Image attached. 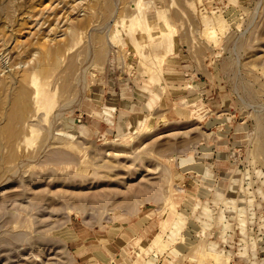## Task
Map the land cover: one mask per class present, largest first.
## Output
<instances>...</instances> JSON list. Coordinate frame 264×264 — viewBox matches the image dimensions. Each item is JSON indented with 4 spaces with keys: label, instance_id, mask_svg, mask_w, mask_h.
<instances>
[{
    "label": "rangeland",
    "instance_id": "1",
    "mask_svg": "<svg viewBox=\"0 0 264 264\" xmlns=\"http://www.w3.org/2000/svg\"><path fill=\"white\" fill-rule=\"evenodd\" d=\"M144 1L178 31L164 90L134 0H0V264H264V0Z\"/></svg>",
    "mask_w": 264,
    "mask_h": 264
},
{
    "label": "bare ground",
    "instance_id": "2",
    "mask_svg": "<svg viewBox=\"0 0 264 264\" xmlns=\"http://www.w3.org/2000/svg\"><path fill=\"white\" fill-rule=\"evenodd\" d=\"M157 0H153L152 3L156 2ZM155 4V3H154ZM153 5L154 7V14L156 15V18L153 20H149L147 18V12H148V8H150V5L146 4V2L144 0H134L133 3V12L131 13V16L129 17V19H122L120 23L119 27H127V30L129 31L130 34L135 33L134 36V41L136 44L137 50L142 54V49L143 46H145L146 44H151L153 46L156 47H161L166 53H163L161 55H152L153 57H149L146 56V54H142V56L144 55V57H141L140 55H137L138 57L140 56V59L143 58L141 61L142 64L144 63L146 65V69L148 68L149 72H151L150 77L152 75V81H154L156 84H159L163 90H164V83L162 81L163 75H164V66L166 64L167 61V54L171 51H173L176 47V41L175 38L178 34L177 28L175 27L174 23H173V19L172 16L169 12L168 9H165L163 7V5ZM151 5V8H153ZM172 6V5H171ZM105 10V9H104ZM110 10V9H109ZM113 11V10H112ZM205 11V10H204ZM207 11V10H206ZM107 12V10H106ZM105 12V13H106ZM203 13V12H202ZM109 14V13H108ZM206 14V13H205ZM149 15V14H148ZM151 15V14H150ZM51 16V15H50ZM154 16V15H153ZM203 16V15H202ZM57 17V16H56ZM106 17V16H105ZM120 17V16H119ZM104 18V17H103ZM108 18V17H107ZM223 26H225V22L220 21V20H216L215 23L213 22H207L206 23V33H208L210 36H214L217 34V32H219L218 29H221ZM71 28V27H70ZM126 29V28H125ZM70 30V29H69ZM72 31V29H71ZM226 31V30H225ZM128 33V34H129ZM70 34V33H69ZM2 35V34H1ZM113 36V35H111ZM132 36V35H131ZM5 38V37H4ZM3 38V39H4ZM217 38V37H216ZM50 39V38H49ZM118 39V38H117ZM208 39V38H207ZM16 40V39H15ZM47 40V39H46ZM45 40V41H46ZM213 40H215L213 38ZM41 41V40H40ZM52 41V40H51ZM50 41V46H49V42L46 44V42H42L40 43L39 46V52H40V58L36 61L37 62V66L39 67V69H49L50 66L52 68V66L54 65H59V59L57 58V56L60 54L59 53V48L58 47H54L51 44ZM53 43V42H52ZM57 44V41H56ZM133 44V43H132ZM52 45V47H51ZM147 47V46H146ZM151 48V47H150ZM12 50V49H11ZM37 51V50H36ZM62 50H60L61 52ZM137 53V52H136ZM139 53V54H140ZM144 53V51H143ZM63 54V52H62ZM99 54V53H98ZM32 55V54H31ZM38 56V55H37ZM39 57V56H38ZM50 59V61L52 60V63H46L47 59ZM19 61V60H18ZM171 61V59H170ZM170 63V62H169ZM17 64V63H16ZM28 64V63H27ZM141 64V66H142ZM24 65V64H23ZM31 65V64H30ZM16 66V65H15ZM36 66V65H35ZM70 66L72 67V64L70 63ZM74 67V65H73ZM37 68V67H36ZM70 68V67H69ZM20 73V78L21 79H25L28 75H27V69H23L22 71L18 72ZM149 77V78H150ZM20 79V80H21ZM151 79V78H150ZM22 81V80H21ZM3 81L0 80V84ZM187 82V81H186ZM21 83V82H20ZM69 83V82H68ZM67 83V84H68ZM18 84V83H17ZM32 84L35 86V90H34V97H38L41 94V89L39 84L37 83V79L34 78L32 80ZM66 84V85H67ZM69 86V84L67 85V87ZM15 90V89H14ZM155 94V93H154ZM33 95L31 94V91L29 90V88H27L24 85H19L17 87V90L14 93V101L12 104V110L8 111V118L11 120L16 119V122L18 121L17 119H19V113L21 112V110H23V108L27 105L28 99L29 97ZM13 98V97H12ZM200 99V98H199ZM194 101H196V97L193 99ZM12 102V101H11ZM193 102V101H192ZM191 102V103H192ZM189 103V101H188ZM191 103L189 105H191ZM200 103V102H199ZM198 104V101H197ZM196 104V107H197ZM11 105V104H10ZM188 105V106H189ZM195 105V104H194ZM200 105V104H199ZM39 106V105H38ZM195 107V108H196ZM194 108V107H193ZM202 108V107H201ZM198 109V108H197ZM195 111V110H194ZM199 111V110H198ZM196 113V112H195ZM199 114V113H198ZM195 115V114H194ZM140 120V119H139ZM15 121V120H14ZM4 125V124H3ZM34 134V133H33ZM69 134V133H68ZM3 147V146H2ZM2 153V152H1ZM180 218V216L178 217ZM182 219V218H181ZM182 223H184L183 219H182ZM180 220H177L175 223V229L178 232L180 230ZM176 232V233H177ZM175 232L173 234H176ZM151 243L155 246H158L160 244V247L163 246L162 243H166L163 242L162 236L160 234L155 235L154 238L151 240ZM167 244V243H166ZM159 247V246H158ZM159 247V249H160ZM165 247V246H164ZM163 247V248H164ZM199 247V246H198ZM205 248V247H204ZM212 248V247H211ZM215 248V246H214ZM202 249V248H201ZM208 249V248H207ZM164 250V249H163ZM199 250V249H198ZM206 250V249H205ZM209 250V249H208ZM201 251V250H200ZM198 252V251H197ZM210 252V250L208 251ZM216 260V262L220 261V253L214 251L212 253H210ZM206 255V253H205ZM208 257V256H207ZM222 257V256H221ZM223 259V258H222ZM131 264V263H130ZM133 264V263H132Z\"/></svg>",
    "mask_w": 264,
    "mask_h": 264
}]
</instances>
